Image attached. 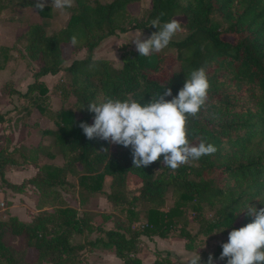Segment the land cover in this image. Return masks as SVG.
<instances>
[{
	"label": "trees",
	"instance_id": "16d2710c",
	"mask_svg": "<svg viewBox=\"0 0 264 264\" xmlns=\"http://www.w3.org/2000/svg\"><path fill=\"white\" fill-rule=\"evenodd\" d=\"M139 1L74 0L64 27L47 33L44 22L30 23L19 35L25 41V55L37 63L33 81L20 94L25 101L21 111L28 116L38 111L55 128L42 129L47 144L18 145L19 162L0 147V179L21 192L23 184L6 182L4 167L35 164L39 152L49 158L60 154L64 163L45 162L28 178L27 185L45 200L31 221L0 214V264H89L85 255L98 247L114 251L122 264H144L138 256L143 236L181 238L192 252L200 235L221 234V242L226 241L231 228L249 222L252 217L238 212L247 200L257 208L264 206V0H150L141 18L129 10ZM25 8H35L34 0H0L2 15ZM46 10L47 6L37 9L44 17ZM157 17L161 23L183 19L180 25L186 37L171 39L164 49L146 56L123 45L119 68L111 60L93 58L94 50L119 33L144 30L150 35L156 31L150 21ZM72 35L77 36L75 45L69 39ZM65 46L74 53L85 49L88 55L64 68ZM170 47L177 50L179 70L168 67ZM197 67H204L209 88L199 111L187 117L186 129L192 133L191 143L206 137L215 152L175 169L163 165L161 154L138 168L129 147L89 139L83 133L80 122L90 124L94 115L88 110L89 101L107 95L143 103L165 88L175 95ZM60 72L65 73L57 85L62 106L53 109L43 78ZM71 98L72 107H66ZM95 194L122 215L115 228L104 227L111 214H100L101 220L90 212L80 216L65 197L84 204ZM138 222L141 227L133 228ZM191 223L198 226L195 234L188 229ZM17 239L23 241V249L11 244ZM221 242L212 250H200L202 264L209 253L215 264H225L226 258H218ZM27 248L36 249L35 261H26ZM151 264L175 263L166 255Z\"/></svg>",
	"mask_w": 264,
	"mask_h": 264
},
{
	"label": "rangeland",
	"instance_id": "374dc122",
	"mask_svg": "<svg viewBox=\"0 0 264 264\" xmlns=\"http://www.w3.org/2000/svg\"><path fill=\"white\" fill-rule=\"evenodd\" d=\"M101 1L110 2L111 0ZM49 3L50 0H45V6H47L45 17L41 16L36 8L30 9V12L27 11L28 8H25L15 11H6L3 15L0 14V115L3 116V121L0 123V147L15 158L17 162L21 161L19 153L15 152L18 145L21 144L26 147L29 146L28 148H35L38 144H47L49 139L47 137L43 138L42 129L49 127L55 128L51 122L43 119L38 111H34L31 116L25 113L26 110L21 111L25 105V101L20 95L23 91H26L27 86L33 81L32 75L37 68V63L31 61L24 53L25 41L19 39L22 30L21 27L32 23L30 20L34 17V19L41 20V23L44 22L46 24L47 33L59 30L67 24L70 16L69 7L73 6L74 0H71L70 6L63 12L55 9ZM149 7L150 0H140L139 2L129 5V10L132 14L141 18L148 12ZM54 13H56L55 21L52 20ZM175 19L179 22V25L183 22V19L179 17ZM140 31L142 39L149 35L144 30H132L124 34L119 33L116 36L106 39L94 50L93 58L111 60L113 62V67L119 68L120 63L118 59L120 47L127 45L135 49V45L130 39L138 35ZM186 35L187 32L180 25L172 41H180L184 39ZM102 45L105 46L101 47ZM99 48L100 51H98ZM63 49L65 57V62L63 64L64 68L69 66L75 59H83L88 55L85 49L79 51L80 53H74L70 46H65ZM167 52L170 56L168 67L179 70L180 62L177 60L176 48L170 47ZM63 74L65 73L60 72L55 77H46L43 79L48 87L50 105L53 109H58L62 106L60 91L57 85ZM17 88L22 92L17 90ZM73 102L74 98H71L66 104V107H72ZM11 151H13V153H11ZM45 162L62 165L64 163V158L60 154L56 155L55 158H49L39 152L35 157V164H29L28 162L24 165H8L3 168L6 182L23 184L24 190L16 192L8 188L6 183H3L0 179V214H3L4 217L6 216L7 218L11 215L10 208L13 205L16 206V211L22 210L24 216L27 214L28 217H34L38 212L37 206H40L45 200L37 189L28 186L26 182L28 178L34 176L38 172V167H41ZM69 180L74 181V178L69 177ZM109 184V179H106V189L109 188ZM65 197L67 198V203L76 208L80 216L85 212H90L91 214H96L95 220H101V217H99L100 214H111L110 220L104 225L105 228H115V226L119 224V222L117 223V218H122V215L118 211H114L111 204L99 194L91 195L84 204H80L76 197L74 198L70 195H65ZM169 204H171V201H169ZM24 216V219L27 218ZM140 227L141 223L139 222L133 224V228ZM188 229L192 234H195L198 231V226L191 223ZM95 236V234H92L89 238L93 239ZM222 236L221 234L212 237L200 235L195 239L196 250L192 252L185 249L186 241L181 238L170 237L168 239H161L159 237L148 238L143 236L138 256L142 259L144 264H151L158 258L166 255H168L175 264H185L189 256L197 255L200 250H212L221 242ZM74 240L80 241V238L75 237ZM11 244L19 249L24 248V243L21 239L11 241ZM94 251H96V249ZM106 251L112 253L113 256L115 254L112 250ZM36 258V249L27 248L25 256L26 261L33 262ZM86 259H88V261H86ZM84 260L87 263L89 262V264H116L117 262L113 257L100 262L94 253H90L88 256L85 255ZM120 264H122V261Z\"/></svg>",
	"mask_w": 264,
	"mask_h": 264
},
{
	"label": "clouds",
	"instance_id": "9594fccd",
	"mask_svg": "<svg viewBox=\"0 0 264 264\" xmlns=\"http://www.w3.org/2000/svg\"><path fill=\"white\" fill-rule=\"evenodd\" d=\"M49 4L63 12L71 0H50ZM34 7L43 9L45 0H34ZM150 25L155 26L156 31L143 39L140 31L130 39L139 56L164 49L180 26L176 19L161 23L158 17L152 19ZM69 39L73 45L78 42L76 35ZM208 88L204 67L193 68L175 95L170 88H165L163 93L143 103L140 99L107 95L89 101L88 110L94 114L92 123L81 121L80 127L89 139L100 138L129 147L133 165L138 168L149 165L163 154V165L175 169L216 151L206 137L200 138L199 143H191L188 137L192 133L186 129L187 117L199 111ZM165 96H171V99H165ZM242 211L252 219L228 231L227 240L221 242L218 258H226L225 264H264V206L257 208L247 200L238 212ZM187 264H202L199 252L189 256ZM203 264H215L211 253Z\"/></svg>",
	"mask_w": 264,
	"mask_h": 264
},
{
	"label": "crops",
	"instance_id": "0c3cea01",
	"mask_svg": "<svg viewBox=\"0 0 264 264\" xmlns=\"http://www.w3.org/2000/svg\"><path fill=\"white\" fill-rule=\"evenodd\" d=\"M30 9H32V8H28L27 11L30 12ZM53 16H54V17H52V20L55 21V20H56V13H54ZM30 21L32 22V24H34V23H41V20L34 19V17H33V19L30 20ZM24 27L26 28V26H24ZM24 27H21V28H22L21 33L25 30ZM103 46H105V45H102L101 47H103ZM101 47H100V48H101ZM100 48L98 49V51H100ZM104 49H105V47H104ZM98 51H97V52H98ZM79 53H80V52H79ZM104 59H105V58H104ZM55 76H56V75H55ZM55 76L48 75V76H45L43 79H45L46 77H55ZM17 90L21 91V90L18 89V88H17ZM21 92H22V91H21ZM23 92H24V91H23ZM23 92H22V93H23ZM15 207H16V206H13V205L11 206V208H10V213H11V215L18 217L20 220L25 221V222H29V221L31 220L32 217H28L27 214L25 215L27 218L24 219V218H23L24 214L22 213V210L16 211ZM36 211H37V210H36ZM33 215H34V214H33ZM25 216H24V217H25ZM101 248H102V247H98V249H96V251L93 252V253L96 255V258H97L100 262L106 261V259L113 257V258L115 259V261H117L116 264H120V263H121L120 259L117 258V257L115 256V254H114V256H113L112 253H108V251H106V250H108V249L103 250V249H105V248H103V249H101Z\"/></svg>",
	"mask_w": 264,
	"mask_h": 264
}]
</instances>
